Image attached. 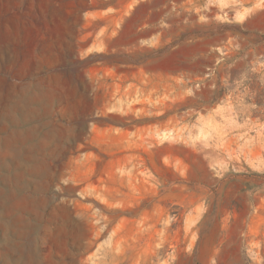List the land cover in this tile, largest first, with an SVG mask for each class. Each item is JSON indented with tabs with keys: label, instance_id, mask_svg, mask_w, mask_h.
I'll return each instance as SVG.
<instances>
[{
	"label": "rangeland",
	"instance_id": "1",
	"mask_svg": "<svg viewBox=\"0 0 264 264\" xmlns=\"http://www.w3.org/2000/svg\"><path fill=\"white\" fill-rule=\"evenodd\" d=\"M0 264H264V0H0Z\"/></svg>",
	"mask_w": 264,
	"mask_h": 264
}]
</instances>
